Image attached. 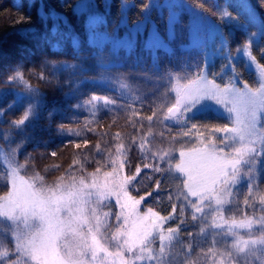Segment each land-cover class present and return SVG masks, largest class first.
Here are the masks:
<instances>
[{"label":"trees","instance_id":"16d2710c","mask_svg":"<svg viewBox=\"0 0 264 264\" xmlns=\"http://www.w3.org/2000/svg\"><path fill=\"white\" fill-rule=\"evenodd\" d=\"M192 11L220 26L219 53L191 45ZM144 22L130 47L91 36L132 38V27ZM151 25L165 45L147 44ZM246 49L264 69V0H0V153L45 186L122 171L129 193L174 234L164 245L156 236L152 259L141 264H260L231 248L233 238L214 227L213 213L196 214L174 170L181 150L215 140L229 120L213 111L182 125L168 117L177 83L205 73L257 87V72L238 57ZM241 174L218 211L227 220L264 216V155L250 157ZM9 189L1 157L0 198ZM109 216L107 245L116 243V207ZM14 229L0 219V264H33ZM240 235L262 237L264 228Z\"/></svg>","mask_w":264,"mask_h":264},{"label":"rangeland","instance_id":"374dc122","mask_svg":"<svg viewBox=\"0 0 264 264\" xmlns=\"http://www.w3.org/2000/svg\"><path fill=\"white\" fill-rule=\"evenodd\" d=\"M191 16V45L216 46L219 53L221 45L214 41L220 26L199 11H192ZM144 27L145 22L133 26L132 38L96 31L91 36L101 44L112 41L116 46L130 47ZM146 42L165 45L154 25ZM238 57H244L248 67L257 72V87L236 81L222 84L206 73L187 84L177 83L176 102L168 109L171 124L182 125L205 111L216 112L229 124L218 130L216 141H201L181 150L174 170L185 179V193L196 214L213 213L214 227L226 238H233L231 248L264 264V236L246 239L240 235L264 228V216L227 220L218 213L243 181L241 167L250 157L264 155V69L250 49ZM173 107L179 108L178 114H170ZM1 157L9 170L10 189L0 198V219L14 224L18 249L33 264H141L152 259L151 243L156 236L164 245L174 235L165 229L164 217L144 209L142 201L129 193L128 179L120 170L74 180L70 185L45 186L24 176L9 154L1 152ZM113 207L118 214L116 243L107 245L103 233Z\"/></svg>","mask_w":264,"mask_h":264},{"label":"water","instance_id":"95a60500","mask_svg":"<svg viewBox=\"0 0 264 264\" xmlns=\"http://www.w3.org/2000/svg\"><path fill=\"white\" fill-rule=\"evenodd\" d=\"M178 112H179V108L177 107H173L170 109V114L175 115V114H178Z\"/></svg>","mask_w":264,"mask_h":264}]
</instances>
